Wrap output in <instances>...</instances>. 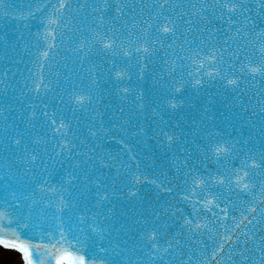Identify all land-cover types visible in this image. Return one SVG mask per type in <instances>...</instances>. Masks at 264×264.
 I'll list each match as a JSON object with an SVG mask.
<instances>
[{
	"label": "snow or ice",
	"instance_id": "6c2138e0",
	"mask_svg": "<svg viewBox=\"0 0 264 264\" xmlns=\"http://www.w3.org/2000/svg\"><path fill=\"white\" fill-rule=\"evenodd\" d=\"M34 2L35 0H28L25 5L26 13L24 11L13 13L8 0H0V15H12L14 18L21 19L33 17L35 16ZM102 3L103 7L97 4L93 8V12L98 15L93 18L95 27L88 29L90 36L85 35L78 38L80 43L75 51L80 57L84 59L91 57L93 49L99 44L101 48L97 51L110 52L113 56L120 51L130 60L134 59L136 61L135 70L139 75L148 67L153 58L159 55L160 49H165L164 56L169 55L164 41L171 40L168 47L176 46L175 37L181 21L189 25L188 31L192 30V25L196 24L199 27V24H202L203 32L207 33V39L211 40L214 32L221 31L219 27L215 30L212 28L214 21L220 20L226 23L228 30L233 33L232 39L236 47L235 51L229 52V56L239 62L242 55L246 63L242 65L239 76L233 74L235 68L233 64H226V67L216 69V64L224 63V55L222 51L217 52L213 48L202 61V63L215 61V64L212 65L216 69L215 75L213 73H208V75L212 79L218 78L223 81L222 87L225 89L231 86V89L239 94L238 98L251 90L248 87L249 81L259 80L261 84H264V0H196V2L189 0L187 11L184 10L181 3L163 0V3L152 5L153 9H161L155 16L150 13L149 19L132 25L136 30L135 33L132 31L125 33L124 29L128 27V24L126 21H121L125 9L136 11L133 4L128 0H116L115 12L117 15L113 16L111 20L119 23V28H117L116 23H110L104 15L107 9L113 5L109 3V0H102ZM165 6L169 10H178L174 19L171 14L164 16ZM47 7H52L54 12L46 18V24L42 21L46 28L45 33L42 34V38L45 40H48L49 36L48 27L52 24H57L59 27V24L64 20V10L71 6L68 0H57L55 5L49 4ZM143 7L146 6L141 7V12H143ZM36 11H40V6H37ZM192 15H195L196 21L190 18ZM159 17L164 18L163 25L154 23ZM185 17L189 18L185 20ZM154 28L155 33L158 34L153 32ZM51 35L54 37L55 33H51ZM133 35L135 39H133ZM251 37H257L258 43L253 45ZM237 38L239 39L237 40ZM2 39L3 37H0V40ZM202 39L204 38L202 37ZM184 43H188V41L185 40ZM54 47L55 44L49 41L46 50L39 53L37 60L42 58L44 61H48L50 51ZM181 50L183 51V49ZM188 51L191 52V55L187 56L189 60H193V57L196 58L193 63L201 59L199 50L189 49ZM172 55L175 56L176 53L173 52ZM180 67L181 65L173 67L169 63L171 80L161 84V91L169 96L173 91H181V88L175 87L176 77L172 76V73ZM132 72L133 66L129 63L127 71L116 72L117 80L123 78L131 80ZM180 83L182 85L183 81L181 80ZM195 84L202 85V80L197 78ZM123 91L127 92L128 89H123ZM260 95L264 98V87L260 89ZM75 99L78 104H82L86 99L91 101V97L83 94L77 95ZM167 102L172 108H177L180 105L179 97L168 99ZM257 105L258 107H254L251 114L258 117L257 123L260 124L259 148L255 145L247 147L244 143L237 144L231 139L222 137L217 139V133L208 131L209 141L203 143V151L197 155L201 165L212 159L221 166L215 175L217 185L227 186L230 191L235 189L238 197H252L248 200V204L257 205L251 208L245 207V212L248 215L242 214L241 222L247 221V223L236 234L234 242L232 236L227 234L224 236V241L230 242L227 250L224 243H221L219 248L212 252L211 259L201 260L200 264H211V261H215V264H225L226 259L230 264H264V101L258 100ZM30 108L33 109L31 115L21 117L22 120L27 119L29 125L37 118L35 106L32 105ZM241 109L247 111L244 104L241 105ZM41 115H47V113L42 112ZM97 115L99 116L98 112ZM128 123L129 125L132 123L131 115L128 118ZM63 128H65V124L61 123L56 131ZM3 131L4 129L0 128V132ZM97 131L102 132L103 130L98 129ZM158 131L162 132L160 129ZM163 134L167 140L166 147L170 150L183 143L175 133ZM13 144L16 158L9 160L6 169L0 166V202L13 209L12 212L0 211V233L11 234L13 238L0 235V246L21 253L23 264H45L44 256H54L55 264H187L183 259L176 260L173 255L175 249L171 241H166L167 247H164L158 239V235L160 237L166 235V232L161 230L168 227L162 217L173 218L175 215L171 211L173 207L176 208V211H180L178 206L171 203H169L166 212L161 210L160 216H157L153 211L143 218V235L140 237L138 246L133 245L129 249L125 241L120 238L124 229L121 228L117 233L113 219L103 211L104 204L109 201V188L112 192L115 191V188L106 178L94 177V173L88 169L89 164L95 159L90 153L96 152V148H90L87 153L77 152L74 154V145L67 141L64 145H58L61 154L60 160L49 156V162L51 164L61 163L63 167L62 162L66 153L71 171L68 173L66 186L62 181L53 187L47 180L39 179L45 174L50 175L48 164L35 147L29 148L25 134L16 132ZM8 147L5 148V151H8ZM43 151L46 153L47 149L45 148ZM237 152L244 155L242 174L241 171L229 168L226 163L231 161ZM75 157H79V159L77 160ZM197 167L196 162L193 161L188 165L187 172L182 171L179 175L186 177L183 179L185 185H188L190 180L192 189L203 194L209 189L213 174L206 171V174L202 176L197 171ZM140 175L135 176V180L139 181ZM129 178H133L131 174ZM73 181H77V183H73ZM93 185H95V191H92ZM37 190L40 194L39 197ZM165 190L170 192L172 188L168 186ZM256 190L259 191V196H257ZM46 192H56L58 195L55 202L48 198L49 208L54 209L50 215L43 210H38V206L45 201L44 194ZM196 203L201 208L212 212L213 215L216 213L209 207L210 204L215 208H220L222 213H227L226 208H221L223 201L217 203L216 198L209 200L208 197H204ZM194 211H196L198 220L199 212L195 206ZM191 215L192 213H189V216ZM249 215L252 216L251 219L248 218ZM181 219L184 220L189 232L193 228L207 227L206 224L198 223L194 219L185 217H181ZM136 223L140 224L141 221ZM237 227L239 228L240 225L237 224ZM22 233L24 234L22 235ZM33 233H35L34 237ZM54 249L55 251H53ZM233 255H236L238 259H232ZM218 256L219 259H217Z\"/></svg>",
	"mask_w": 264,
	"mask_h": 264
},
{
	"label": "water",
	"instance_id": "95a60500",
	"mask_svg": "<svg viewBox=\"0 0 264 264\" xmlns=\"http://www.w3.org/2000/svg\"><path fill=\"white\" fill-rule=\"evenodd\" d=\"M27 2L28 0H8L9 7L12 9L13 13L17 11H24L26 13L25 5ZM149 2H151V0H149ZM171 2L181 3L184 10H188L189 0H171ZM192 2H196V0H192ZM56 3L57 0H35L33 4L35 16L27 19L14 18L12 15H0V37H3V39L0 40V108L2 109L0 111V118H2L1 115H4L8 119H12L11 112L5 113L3 111L4 106L7 111L16 109V114L19 118L16 122L10 121V125H6V127L9 128L8 130L11 131L13 136L16 135V132H22L28 138L30 136L29 130L32 129L34 124L45 126L51 120L52 123L55 121L52 125L55 129H58L60 125L57 123V117L62 114L63 120L69 121V128H67L69 134H64V136L75 137V119L82 121L81 127L83 128L82 131L84 132V136L80 138L79 134L78 138H80V142L76 144V147L82 150L79 149V151L84 152L87 146H91L90 137L93 138L92 141L97 146L95 147L96 152H94L92 156L95 158L96 155H98L100 161H98L96 168L103 169L104 174L102 173L103 176H101L99 173L93 172L109 181L116 182V186L119 187L116 192L118 195H121V193H127L128 195V193H132L133 191L139 194L141 189L145 191L146 200L149 199V202L145 201L144 205L139 207V214L137 217L142 216L144 218L153 211H155L158 216L159 212L163 210L161 208L165 205L168 209L169 203L179 207L180 211H176L175 207L171 209L175 215L173 217L174 221H170V223L173 227H180L181 229H175L170 233L162 229L161 231L166 232V235L163 237L159 236L158 239H169L170 241L182 239L181 241L187 243L184 250V254H186L185 262H187V264H193L194 257L198 264H200L201 260H210L212 252L219 248L221 243H224L225 249L227 250L230 242L224 241L223 238L226 232L232 227V224H235L233 222L236 219L235 214H240V216H237V220L239 221H242V214L248 215V213L245 212L244 206L248 204V200H250V198L252 199V197H238L235 189L230 191L227 186L214 184L217 169L221 166L217 165L212 159H209L205 164L201 165L200 161L197 159V155L203 151V143L209 141L207 135L208 131L217 133V139L221 137L224 139H231L237 144H248L246 145L247 147H249L250 144L260 146L259 131L253 124H246L248 119L238 113L240 111L238 108L239 106L241 107L239 100L243 99V96H239L238 98L236 92L231 89V86H229L230 93L225 95L222 94V87L219 88L218 85H204V83L208 81L207 77L204 74L198 75L194 69H197V67L200 69V66H203L202 61L206 54H201V59L193 63V60H196L195 57H193V60L187 58L188 55H191V52L186 51L180 55L177 51L170 50L168 52L169 55L165 58V61H168V63H160L161 59L159 55H157L146 68V70L152 69L155 75L153 76V88H150L148 91H145L144 88H136L130 93L131 95L138 94V96L132 97L131 99L133 101L140 99L143 105L147 104L146 101L149 96H155L153 102L156 104L158 101L159 105L148 112L144 117L141 116L140 113H136V111L127 108L122 104L121 100H116V102L121 104V107L118 109V115H121L122 120L119 125L116 126L118 128H113L111 126L110 128H112V131L108 135L102 136L103 131L98 132V129L93 125L102 126L105 124L101 118L114 110L113 106L115 102L111 103L110 108L107 106L108 102L102 95H104V91L107 92L109 89H107V87L105 89V86H103L104 83L102 84L100 75L106 72L113 78V75L116 74L117 71H127L129 63L133 66L135 60H130L128 57L118 59V54L113 56L110 52L105 51H95L96 53L91 57L95 65L84 63V59L79 55L78 58L68 60L65 56L66 53L70 57L71 54L68 51L72 48L74 39L80 38L79 32H76V34L72 33L71 30H68V27L62 30V25H65L71 19L70 11H64V20L59 24V27L57 24H52L48 27V33H55V37L48 36V40L42 38V34L46 31L44 26V24H46V18L54 12V9L52 7H47V5H55ZM155 3H163V0H155ZM97 4L103 7V3H98L97 0L96 2L94 1V3L88 0L87 3V5H92V12L94 6ZM37 6H40V11H36ZM144 8H146L147 11L150 10L152 6H146L143 7V9ZM109 11L110 9L108 12ZM126 11L127 10H125V13ZM93 13V18L98 15V13ZM128 14H133V11L128 9ZM93 18L90 24L91 27H95ZM188 18L189 17H185V20ZM190 18L196 21L195 15H192ZM42 21H44V24H42ZM160 22L163 23L162 20H160ZM218 23L219 26L217 27L221 30L228 29V25L223 21L218 20ZM196 27V24H194L191 26L192 30L188 31L189 25L181 21L179 29L182 36L176 33L178 35L177 38L184 42L189 39V37H192ZM221 32L222 31L214 32V34ZM206 35L207 33L204 32V39ZM88 36H90V34ZM49 41L53 42L55 47L50 51V59L47 62V66L42 58L38 61L37 56L39 53L46 50ZM100 48L101 45L98 44V49ZM173 52L176 53L175 56L172 55ZM169 63H171L173 67L181 65L180 68L172 73V76L176 77L175 87L181 88V91H173L171 96L161 91V84L171 80L169 77ZM213 64L214 63H211V66L208 67L213 68ZM104 65L108 67L104 69ZM67 66H73V75L76 80L74 81V85L77 83L83 84V87L77 91H74L76 88L70 90L65 87L68 93H70L68 97L62 92L60 87V85H64L63 79L66 78L65 72L60 73L58 71V75L56 74L58 68H60V71H63ZM223 67H226L225 63L216 64V69ZM78 69L80 72L77 74L75 71ZM135 72L136 70L133 66L131 75L136 74ZM190 73L192 79H189L188 75ZM49 77L53 78V80H51L52 85L49 89L50 93L44 88L38 90L33 89L35 82L44 78V81H41V84H44ZM197 78H200L202 83L204 82L203 85L195 84ZM181 80L183 81L182 85L180 83ZM217 80L219 79L217 78ZM110 81L111 79L109 78L108 82ZM112 84L113 87H118L117 81L112 82ZM120 84L122 85L121 81L119 82V85ZM56 90L61 92L59 96H61L62 101L59 104V97L55 94ZM81 92L90 95L91 101L89 102V100L86 99L82 104H78L75 101V105L73 101H67V99L74 98ZM233 94L235 96H233ZM244 94L247 93L245 92ZM66 97L67 99H65ZM173 97H179L180 99V105L177 108H172L167 102L168 99ZM213 100L216 104H213ZM32 105L35 106L34 110L37 113V118L42 116V112L47 113V115H45L47 118L44 120H35L29 125L27 119L22 120L21 117H28L31 115L33 109H31L30 106ZM65 108L69 109L67 113L65 112ZM121 109H123V112H121ZM28 110L30 112H28ZM95 112H98L100 116L95 114ZM113 112H115V110ZM111 115L115 117L114 113H111ZM130 115L132 116V122L143 121L142 124L140 123L137 125H142L149 131H146L143 135L135 136L133 139L129 136V141L124 140L117 144V148L108 150L109 148H107L106 145L112 135L115 141H117V138L121 135L128 137L127 130L134 127L131 126L132 124L129 125L128 123ZM83 120L86 122L83 123ZM19 121L23 125H21ZM18 124H20L21 127L18 126ZM158 129L162 130V132L158 131ZM58 133L59 131H57V134ZM163 133H175L183 143L170 150L166 147L167 140ZM60 138L61 137H58V139ZM149 140L152 141L150 142ZM148 144H160L165 146L163 152L164 156L160 157L154 149L148 146ZM9 145H11V147H8V150L11 152V148L15 146L12 142H10ZM98 152L100 155L97 154ZM144 157L152 158L154 161L148 163L146 160H143ZM243 160L244 155L237 152L231 161L226 163L229 168L241 171ZM103 161L111 162L113 165L105 167ZM193 161L196 162L198 167L203 168L197 167L199 173L204 171L206 174V171H210L213 174L212 183L209 189L203 194L192 189L190 180L188 185H185L183 179L186 177H177L176 174L177 171L178 173L182 171L187 172L188 165L192 164ZM173 167H175L174 170L176 172L173 170ZM185 167L187 168L186 170L183 169ZM88 169H90L89 171L91 172V164H89ZM130 174L133 177L131 179L129 178ZM205 174H202V176ZM137 175H140L139 181L135 180V176ZM168 186L172 188V191L169 192L165 190ZM185 188L188 190L185 191ZM209 193H211V195H209ZM138 194L137 197H139ZM131 196L129 197L128 195L127 200H130L129 198H131ZM188 197H191V199H188ZM204 197H208L210 200L216 198L217 203L223 201V203H221V208H226L227 211L232 210L231 212L234 213L232 219L227 216V214L222 213L220 208H215L212 204H210V207L216 215H213L212 212H209L207 209L201 208V206L196 203L197 201L195 199L202 200ZM45 200L48 201L47 199ZM132 200H134L133 197ZM194 206L199 212L198 220L196 218ZM38 210H43L50 215L48 211H53L54 209L49 208L48 204H40ZM0 211L12 212L13 209L0 202ZM189 213H192V215L189 216ZM33 215L35 216V213H33ZM181 217L194 219L198 223L206 224L207 227L200 229L193 228L192 231L189 232ZM249 217L250 219L252 218L251 215H249ZM241 224L242 222H240L239 225ZM237 228L238 227H236V229ZM25 232H27V230H25ZM23 234L24 233H22V235ZM0 235H7V238H13L11 234L0 233ZM32 235L34 237L35 233ZM191 249H193V252L190 251ZM53 257L54 256H44L43 259L45 263L51 264L53 260L54 262L52 264H55V259H52ZM219 258L218 256L217 259ZM232 259L235 260L238 259V257L233 255ZM211 264H215V261H211ZM225 264H230V262L226 259Z\"/></svg>",
	"mask_w": 264,
	"mask_h": 264
},
{
	"label": "rangeland",
	"instance_id": "374dc122",
	"mask_svg": "<svg viewBox=\"0 0 264 264\" xmlns=\"http://www.w3.org/2000/svg\"><path fill=\"white\" fill-rule=\"evenodd\" d=\"M0 264H23L17 252L0 247Z\"/></svg>",
	"mask_w": 264,
	"mask_h": 264
},
{
	"label": "bare ground",
	"instance_id": "6f19581e",
	"mask_svg": "<svg viewBox=\"0 0 264 264\" xmlns=\"http://www.w3.org/2000/svg\"><path fill=\"white\" fill-rule=\"evenodd\" d=\"M20 255H21V253H20ZM22 256V255H21Z\"/></svg>",
	"mask_w": 264,
	"mask_h": 264
}]
</instances>
